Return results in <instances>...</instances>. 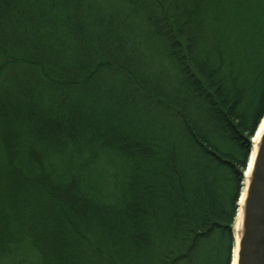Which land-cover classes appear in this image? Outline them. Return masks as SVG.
Returning a JSON list of instances; mask_svg holds the SVG:
<instances>
[{
  "label": "trees",
  "instance_id": "trees-1",
  "mask_svg": "<svg viewBox=\"0 0 264 264\" xmlns=\"http://www.w3.org/2000/svg\"><path fill=\"white\" fill-rule=\"evenodd\" d=\"M264 117V0H0V264H231Z\"/></svg>",
  "mask_w": 264,
  "mask_h": 264
},
{
  "label": "water",
  "instance_id": "water-1",
  "mask_svg": "<svg viewBox=\"0 0 264 264\" xmlns=\"http://www.w3.org/2000/svg\"><path fill=\"white\" fill-rule=\"evenodd\" d=\"M240 209L236 264H264V130L257 142Z\"/></svg>",
  "mask_w": 264,
  "mask_h": 264
},
{
  "label": "bare ground",
  "instance_id": "bare-ground-1",
  "mask_svg": "<svg viewBox=\"0 0 264 264\" xmlns=\"http://www.w3.org/2000/svg\"><path fill=\"white\" fill-rule=\"evenodd\" d=\"M264 130V117L262 118L261 123L258 126L257 132L254 135L253 139H252V148H251V153H250V157H249V162L247 165V169L245 171L244 174V182H243V189H242V194H241V198H240V207H239V212L238 215L236 217V222H235V246H234V251H233V258H232V263L231 264H236V260H237V241H238V235L236 233V230H238L240 223H241V206H242V202L244 200V196H245V192H246V187H247V177L250 174V170L252 168L254 159H255V155H256V149H257V142L259 141L260 135L262 134Z\"/></svg>",
  "mask_w": 264,
  "mask_h": 264
},
{
  "label": "rangeland",
  "instance_id": "rangeland-1",
  "mask_svg": "<svg viewBox=\"0 0 264 264\" xmlns=\"http://www.w3.org/2000/svg\"><path fill=\"white\" fill-rule=\"evenodd\" d=\"M253 139V138H252ZM236 222V221H235Z\"/></svg>",
  "mask_w": 264,
  "mask_h": 264
}]
</instances>
